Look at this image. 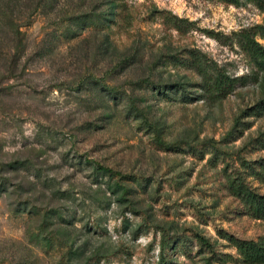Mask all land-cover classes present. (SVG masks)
<instances>
[{
	"label": "rangeland",
	"instance_id": "obj_1",
	"mask_svg": "<svg viewBox=\"0 0 264 264\" xmlns=\"http://www.w3.org/2000/svg\"><path fill=\"white\" fill-rule=\"evenodd\" d=\"M257 25L247 0H0V264H199V236L244 264L227 236L264 221L225 172L264 155ZM189 52L243 79L210 100Z\"/></svg>",
	"mask_w": 264,
	"mask_h": 264
},
{
	"label": "trees",
	"instance_id": "obj_2",
	"mask_svg": "<svg viewBox=\"0 0 264 264\" xmlns=\"http://www.w3.org/2000/svg\"><path fill=\"white\" fill-rule=\"evenodd\" d=\"M217 1L237 5L241 0ZM247 1H254L264 12V0ZM164 19L171 26L179 29V26L176 24L177 18L164 15ZM256 35H259L264 40V26L257 25L252 29L237 33V41L253 66L257 70L264 71V44L256 39ZM188 54V66L199 74L201 81L200 88L210 100L226 96L234 89L236 83L243 79L242 77H231L216 66L210 65L199 52H189ZM262 106L264 107V103ZM155 141L164 148L170 147V144L164 142L157 134ZM99 168L104 171H110V169L102 166H99ZM247 176H254L259 182L264 183V155L255 160H244L242 161L241 168L237 167L229 172H225L226 188L229 194L241 203L246 213L264 221V193L257 191L250 184ZM227 239L235 247L237 254L244 264H264V237L248 239L229 234ZM198 241L201 249L199 264H225L232 259L230 254L220 253L215 250L203 236H199Z\"/></svg>",
	"mask_w": 264,
	"mask_h": 264
}]
</instances>
